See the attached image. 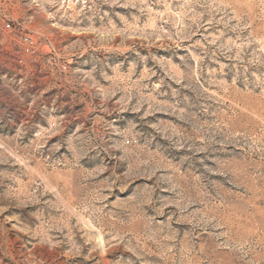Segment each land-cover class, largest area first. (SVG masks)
Wrapping results in <instances>:
<instances>
[{"label":"rangeland","instance_id":"1","mask_svg":"<svg viewBox=\"0 0 264 264\" xmlns=\"http://www.w3.org/2000/svg\"><path fill=\"white\" fill-rule=\"evenodd\" d=\"M0 264H264V0H0Z\"/></svg>","mask_w":264,"mask_h":264},{"label":"built area","instance_id":"2","mask_svg":"<svg viewBox=\"0 0 264 264\" xmlns=\"http://www.w3.org/2000/svg\"><path fill=\"white\" fill-rule=\"evenodd\" d=\"M25 42L27 43V51H28V49H30L33 46V41L30 39H25Z\"/></svg>","mask_w":264,"mask_h":264}]
</instances>
